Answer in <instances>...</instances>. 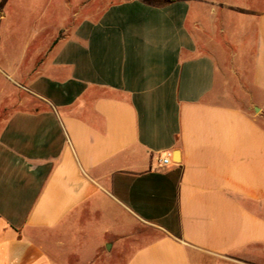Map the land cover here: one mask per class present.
Listing matches in <instances>:
<instances>
[{
    "label": "crops",
    "instance_id": "crops-1",
    "mask_svg": "<svg viewBox=\"0 0 264 264\" xmlns=\"http://www.w3.org/2000/svg\"><path fill=\"white\" fill-rule=\"evenodd\" d=\"M234 4L96 0L0 61V264H264V5Z\"/></svg>",
    "mask_w": 264,
    "mask_h": 264
},
{
    "label": "rangeland",
    "instance_id": "rangeland-1",
    "mask_svg": "<svg viewBox=\"0 0 264 264\" xmlns=\"http://www.w3.org/2000/svg\"><path fill=\"white\" fill-rule=\"evenodd\" d=\"M96 0H0V61H15L25 51L24 65L26 67L33 60L35 48L39 44L40 29L43 26L55 27L71 14L80 11L85 3H95ZM108 3L111 0H97ZM222 6L227 0H207ZM238 6V19L242 22L240 12L242 5H264V0H231ZM242 9V8H241ZM40 35V36H39ZM0 62V87L7 82V76L14 73L7 70ZM6 68V69H5ZM6 74V75H5ZM16 79V77L14 78Z\"/></svg>",
    "mask_w": 264,
    "mask_h": 264
},
{
    "label": "built area",
    "instance_id": "built-area-1",
    "mask_svg": "<svg viewBox=\"0 0 264 264\" xmlns=\"http://www.w3.org/2000/svg\"><path fill=\"white\" fill-rule=\"evenodd\" d=\"M169 163V160L167 158L159 160V164L161 166H166Z\"/></svg>",
    "mask_w": 264,
    "mask_h": 264
}]
</instances>
